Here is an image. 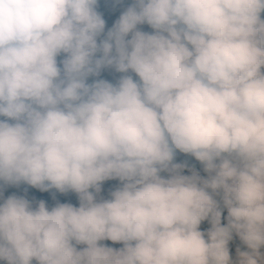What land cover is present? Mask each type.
Returning <instances> with one entry per match:
<instances>
[{"label":"clouds","instance_id":"9594fccd","mask_svg":"<svg viewBox=\"0 0 264 264\" xmlns=\"http://www.w3.org/2000/svg\"><path fill=\"white\" fill-rule=\"evenodd\" d=\"M97 5L0 0V181L79 198L3 200L0 261L232 264L235 233L264 264V0H132L106 33Z\"/></svg>","mask_w":264,"mask_h":264},{"label":"trees","instance_id":"16d2710c","mask_svg":"<svg viewBox=\"0 0 264 264\" xmlns=\"http://www.w3.org/2000/svg\"><path fill=\"white\" fill-rule=\"evenodd\" d=\"M114 2L115 0H98L97 10L102 14L103 19L106 21L105 28L110 26L113 21L114 12L108 11V10L114 4ZM131 3H132V0H131ZM261 18L264 19V12L261 13ZM138 27L143 31H147V32L152 31L147 25H140ZM128 38H130V36ZM65 55L66 54L62 53L60 56L57 57L58 66L62 67V65H60L59 62L65 58ZM128 74L132 75L134 79H138L137 77H135L134 73L129 72ZM122 75L124 74L118 73L115 75L107 76L103 80H106L112 84H116L118 83L119 78ZM7 119L8 118L6 117H0V120H7ZM8 122L11 123L13 121L9 120ZM178 159H183V155L178 157ZM199 167L200 166L197 163V168L199 169ZM201 175H204V173L201 172ZM0 185H3L2 187L3 194L2 196H0V203H2L3 200L7 199L9 196L15 195L17 197H22L24 199H27L33 209H35L38 206V203L41 200L45 202V205L49 210H51L57 204H62V203H68V204L73 205L74 207H79L78 195L71 191L67 193H60L55 188H52V189H49L48 191L42 192L39 189L34 188L30 185H27L26 183H23V182H21L19 185H9V184H4V182L0 181ZM119 185H120V182L118 180L105 181L102 185V191L97 198L98 199L110 198V192L114 190L116 187H118ZM227 215H228L227 209L226 208L222 209V214H221V225L222 226L227 224V220H226ZM199 227L201 231L207 232L210 229L211 225L208 222V220H205L200 224ZM100 243L106 244L113 248L122 247V244H119V243L113 244L111 241H102ZM76 247L78 250H80L86 247V245H76ZM227 247L229 249V256L232 261V264H238V261H239L238 250L248 251L247 246L240 240V238L235 233L232 234V239L228 242ZM259 252L261 254V260L264 261V246H262L259 249ZM0 264H7V262L0 261ZM32 264H37V262L33 260Z\"/></svg>","mask_w":264,"mask_h":264},{"label":"rangeland","instance_id":"374dc122","mask_svg":"<svg viewBox=\"0 0 264 264\" xmlns=\"http://www.w3.org/2000/svg\"><path fill=\"white\" fill-rule=\"evenodd\" d=\"M130 4H131V0H123V3H120V4H117L116 2H114V4L108 10V11L114 12L113 21L110 26L105 28V33L108 31V29H110L113 26L115 21L119 19V16L126 9V7L129 6ZM103 38H104V34H101V36L97 38L98 42L99 40ZM97 55L99 56V53H97ZM115 74H118V72H116L114 68L106 67V68L101 69L100 74L98 76H89L86 80V83L91 84L96 80L104 79L107 76H111Z\"/></svg>","mask_w":264,"mask_h":264}]
</instances>
